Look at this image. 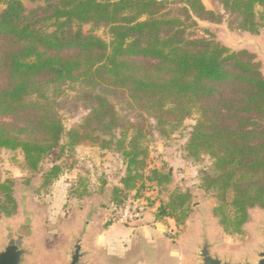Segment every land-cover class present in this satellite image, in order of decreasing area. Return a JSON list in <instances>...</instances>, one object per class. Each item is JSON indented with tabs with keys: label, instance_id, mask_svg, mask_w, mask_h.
Segmentation results:
<instances>
[{
	"label": "trees",
	"instance_id": "trees-1",
	"mask_svg": "<svg viewBox=\"0 0 264 264\" xmlns=\"http://www.w3.org/2000/svg\"><path fill=\"white\" fill-rule=\"evenodd\" d=\"M28 1L35 6L0 0V151L20 150L38 172L55 150L114 144L126 165L113 197L121 208L127 193L139 195L147 183L169 186L172 172L148 166L144 127L121 116L115 100L154 119L163 136L195 115L186 152L213 160L202 187L217 196L225 232L241 233L249 210L264 209V76L249 52L196 35L197 19L220 23L223 15L202 0ZM220 4L230 28L260 33L264 0ZM86 25L106 28L110 41L84 32ZM69 87L78 88L90 113L67 132L58 99ZM61 174L55 163L44 186ZM12 185L0 184V218L16 212ZM190 201L189 191L169 193L156 221L182 226Z\"/></svg>",
	"mask_w": 264,
	"mask_h": 264
},
{
	"label": "rangeland",
	"instance_id": "rangeland-1",
	"mask_svg": "<svg viewBox=\"0 0 264 264\" xmlns=\"http://www.w3.org/2000/svg\"><path fill=\"white\" fill-rule=\"evenodd\" d=\"M23 1L29 9L35 6L28 0ZM202 2L207 9L222 14L223 18L220 23L197 19L196 35L211 37L235 52H249L260 64L264 76V10H261L263 27L259 34L254 35L230 28L220 0ZM83 31L110 41L106 28L86 25ZM77 90V87H69L58 99V113L67 132L78 129L90 113L89 105L78 99ZM115 105L121 116L144 127V144L149 152L147 164L150 168L171 170V184L154 188L153 184L147 183L139 195L135 191L127 193L125 204L115 208L114 189L121 186L126 165L114 144L109 149H102L98 144L83 142L73 151L63 154L59 149L55 150L38 172L27 168L20 150H1L0 184L12 182L17 209L12 216L0 218V238L8 227L16 228L26 218H32L35 236L30 244L37 247L42 261L45 259L57 264L70 246L72 234L82 227L84 220L90 219L96 224L98 233L104 234L114 225L128 232V236L120 237L118 248L111 246L108 255L98 252L100 264H144L148 258L157 264H195L193 252L200 241L202 226L206 224L222 253L240 256L256 250L262 242L258 228L264 222V209L256 207L249 210V218L241 233L225 232L215 215V208L219 205L217 196L202 187L204 174L213 172V160L207 155L194 159L186 152L196 116L186 119L174 132L163 136L154 119L129 109L122 100H115ZM66 142L64 137L62 144ZM60 154L61 158H58ZM55 163L62 167V174L52 184L44 186V174ZM175 190L191 193L189 216L182 226H178L174 219H155L157 208L168 201L169 193ZM128 204L134 210L142 209V217L124 225L118 220Z\"/></svg>",
	"mask_w": 264,
	"mask_h": 264
},
{
	"label": "water",
	"instance_id": "water-1",
	"mask_svg": "<svg viewBox=\"0 0 264 264\" xmlns=\"http://www.w3.org/2000/svg\"><path fill=\"white\" fill-rule=\"evenodd\" d=\"M90 219L84 220L83 225L72 234L70 246L63 254L62 261L57 264H96L98 256L90 246L91 236ZM262 240L252 253L236 256L222 253L217 243L212 240L208 225L203 224L200 241L196 243L193 252L195 264H264V222L258 228ZM35 236V224L32 218H26L18 227L6 229V234L0 238V264H54L46 262L38 255L37 247L30 244ZM144 264H157L148 258Z\"/></svg>",
	"mask_w": 264,
	"mask_h": 264
},
{
	"label": "crops",
	"instance_id": "crops-1",
	"mask_svg": "<svg viewBox=\"0 0 264 264\" xmlns=\"http://www.w3.org/2000/svg\"><path fill=\"white\" fill-rule=\"evenodd\" d=\"M109 228L110 230L104 234H101L97 232L96 224L93 223L91 226V236L89 237L90 246H92L91 248H93L95 251L97 250L99 254H103V252H106L107 254L111 246H114V249L118 248L120 237L122 236L123 238L126 235L128 236L127 231H124L123 228H118L116 225H114V227L110 226ZM99 259L100 257L96 255V264H100Z\"/></svg>",
	"mask_w": 264,
	"mask_h": 264
},
{
	"label": "built area",
	"instance_id": "built-area-1",
	"mask_svg": "<svg viewBox=\"0 0 264 264\" xmlns=\"http://www.w3.org/2000/svg\"><path fill=\"white\" fill-rule=\"evenodd\" d=\"M142 209H135L131 207V204H128L124 210H122L119 216V222L124 225L129 224L130 221L134 219H139L142 217Z\"/></svg>",
	"mask_w": 264,
	"mask_h": 264
}]
</instances>
